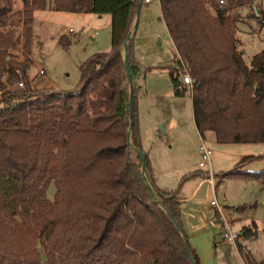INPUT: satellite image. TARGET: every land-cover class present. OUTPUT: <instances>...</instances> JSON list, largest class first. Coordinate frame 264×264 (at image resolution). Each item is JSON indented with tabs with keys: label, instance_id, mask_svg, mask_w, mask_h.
<instances>
[{
	"label": "trees",
	"instance_id": "1",
	"mask_svg": "<svg viewBox=\"0 0 264 264\" xmlns=\"http://www.w3.org/2000/svg\"><path fill=\"white\" fill-rule=\"evenodd\" d=\"M15 1L0 0V28L22 22L27 54L33 12L45 10L47 0H20V10ZM224 1L220 7L218 0H158L178 57L172 83L178 89L179 77L192 80L193 122L201 139L209 134L218 144H264V50L246 65L230 15L252 0ZM137 2L52 0L54 12L111 16L110 51L80 64L72 91L33 88L32 61L10 55L17 43L0 32V79L6 77V84L0 82V264H197L183 232L181 203L172 192L155 189L144 154L146 184L131 151H142L134 33L127 41ZM19 81L22 91L7 89ZM243 165L220 180L264 188V170L245 171ZM256 235L251 223L239 240ZM239 240L235 247L244 264H264Z\"/></svg>",
	"mask_w": 264,
	"mask_h": 264
},
{
	"label": "rangeland",
	"instance_id": "2",
	"mask_svg": "<svg viewBox=\"0 0 264 264\" xmlns=\"http://www.w3.org/2000/svg\"><path fill=\"white\" fill-rule=\"evenodd\" d=\"M51 6L52 0H47L46 10L33 12L29 53L26 54L24 50L26 36L22 22L14 20V24L8 23L0 28V32L11 35L13 41L17 43L16 48L9 51L10 55L17 56L20 61H24L27 55L32 61L31 66L36 64V67H40L45 73L44 77L53 83L56 89L72 91L80 80V64L96 53L110 51L111 31L105 27L107 17L99 19L93 14L79 16L49 11ZM207 7L213 12L212 6ZM139 8L134 29V51L137 52L140 65L137 111L142 135L141 150L147 156L151 173L158 184L171 192L180 189L181 193L188 196L195 185L194 181L200 180V177L187 179V176L201 175L199 171L206 172L205 169L198 168L201 138L193 122L190 85H185L182 77H179L181 85L178 88L180 93H177L172 83V72L178 57L161 20L158 1L140 0ZM20 9L22 3L16 0L14 10ZM259 11L260 1L254 0L247 6L235 8L230 12L231 17L237 20L236 49L242 53L248 66L251 58L264 50V22L261 23L263 19ZM70 28L73 34L68 33ZM62 38L63 41H60ZM66 42L68 45L64 46ZM31 66L28 70L29 78L35 74L36 69L30 70ZM207 135L204 141L212 150L210 160L215 184L212 187L205 181L201 189L198 188L195 192L193 201L182 207V216L186 223L189 222L193 226L195 221L192 219V208L197 206L201 211L199 217L204 221L209 220L208 223L212 227L210 229L208 224L211 240L209 250L202 253L198 264H243L235 245L223 242L221 231L226 221L224 211L217 212L215 207L211 206V202L230 210L245 206L253 192L251 186L246 188L242 184L245 182L240 180H225L220 183V178L216 177L220 175L217 166L226 172L225 168L229 163L224 160L221 153L216 152L217 146L210 141L213 138ZM131 150L136 158L132 146ZM253 163L248 166L252 168L251 166L257 162ZM146 182L150 185L147 171ZM52 197L53 187H50L48 198L52 200ZM255 198L252 202L258 200L256 196ZM259 202L261 201H258L259 210L256 218L262 221L264 206ZM227 221L231 230L237 231L232 227V222ZM263 235L259 234L256 241H262ZM252 242L253 240H248L241 244L244 249L251 250ZM215 251L216 257L213 254ZM260 251L262 256L260 259H263L264 248Z\"/></svg>",
	"mask_w": 264,
	"mask_h": 264
},
{
	"label": "crops",
	"instance_id": "3",
	"mask_svg": "<svg viewBox=\"0 0 264 264\" xmlns=\"http://www.w3.org/2000/svg\"><path fill=\"white\" fill-rule=\"evenodd\" d=\"M48 10L51 11L50 8ZM78 15L83 16L86 14H78ZM93 16H97V15H93ZM97 17L99 19H103L104 17H107L105 27L110 28L111 16L103 15V16H97ZM73 33H71V34H73ZM133 33H134V31H133ZM134 36H135V33L133 35V39H134ZM121 53L124 56L123 47L121 49ZM135 57H136V59H138L136 51H135ZM33 69H35V74L32 77L30 76L31 85L33 88H36V89L55 88V85L53 83L47 81V79L44 77L45 73L40 67H36V64H34L33 66H31L30 70H33ZM40 72H42V75H39ZM140 139H141V147H142L141 130H140ZM210 141L212 144H215V146H217L216 148H218V149H215L216 152L221 153V155H223V157H224V160H227V162L229 163L228 164L229 166H227V168H225L226 172H224L225 170L223 168L216 165L220 171L219 172L220 175H217L216 177H220L222 174L229 172L234 166H236L240 163H243V162H244L243 170H245V171L258 172V171L264 170V144H218V143L214 142L212 139ZM143 154H144V152H143ZM211 155H212V153H211ZM135 159H136V163H137L138 162L137 157ZM253 162H257V163L254 166L252 165L251 166L252 168H250L248 165H250ZM210 166H212L211 162H210ZM199 172L201 175H197V174L195 175L194 174L191 176L190 175L187 176V179H192L195 176L200 177V180L194 181L195 185H193V187L191 188L190 194H188V196H186L184 193H181L180 189H177V190L175 189L172 191V193L175 195V198L181 203V223H182L183 232H184V235L187 239L190 250L193 252V254L196 257L197 264L200 261L199 257L202 256V253L204 254V253L208 252V250H209L208 248L211 244V240L209 237V228H208V224L210 222H209V220L204 221L203 218L201 219L199 217V215H201V211L199 210V208L197 206H193V208H192V219H193V221H195V224L193 223V226L189 222H187L188 223L187 224L184 221L183 216H182V207L193 201L192 198L194 197L195 192L197 191L198 188L201 189V187L205 183L206 172H204V171H199ZM223 181H225V180H220V183H222ZM154 182H155L154 187L159 192H163V191L171 192V190L165 189L163 186L158 184L155 177H154ZM242 184L246 188H248V186H251L250 188H251L253 194L248 198L249 200H247V201H249V202L247 204H245V206H242V207L238 206V207L232 208L230 210H228L227 207L223 208L224 217H225L226 221L230 220L232 222V227L235 228L239 232L241 231V229L243 227H248L251 225V223H255V225L257 226V235L255 237H252V238L247 239V240H239V242L241 244V243L246 242L248 240H253V242L250 245L252 247L251 250H246V248L244 249V247H242V248L244 251L249 252L250 255L253 257V259H255L256 261H261V260H264V258L260 259V257H262L260 255V253H261L260 249L264 248V239H262V241L261 240L256 241V239L258 238L259 234H261V233L264 234V219L262 221H260L259 219L256 218V215H257V212L259 210L258 201H261L259 203H261V205L264 206V188L255 184V183H250V182H245ZM161 187H163V188H161ZM255 196L258 198V200H254V202H252L253 199L255 198ZM252 197H254V198H252ZM259 199H261V200H259ZM210 229H212L211 225H210ZM218 233H219V231H218ZM241 246H243V244H241ZM214 247L216 249V246H214ZM213 254L215 257L217 256L216 251Z\"/></svg>",
	"mask_w": 264,
	"mask_h": 264
},
{
	"label": "built area",
	"instance_id": "4",
	"mask_svg": "<svg viewBox=\"0 0 264 264\" xmlns=\"http://www.w3.org/2000/svg\"><path fill=\"white\" fill-rule=\"evenodd\" d=\"M254 0H252L253 2ZM261 4V11L264 16V0H259ZM218 4L220 7L225 5L224 0H218ZM68 33L71 34L73 33L72 29L68 30ZM39 75H42V72L39 73ZM182 81L185 85H190L192 84V80L187 76H183ZM0 82L3 84H6V77L3 76L0 79ZM32 86V85H31ZM25 85L22 81H19L15 83L13 86H8V90L10 91H22L24 89ZM2 91H0V95H2ZM198 156H199V163H198V168L199 169H205L206 170V178L205 181L208 182L212 187H214V174L211 171V166H210V157H211V150L207 147L205 141L201 139L199 148H198ZM211 206L215 207L217 212H222L223 207L218 205L215 202H211ZM222 234V240L229 244V245H235L236 242L240 239V232L239 231H232L231 226L228 223V221H225V224L223 226V229L221 231Z\"/></svg>",
	"mask_w": 264,
	"mask_h": 264
},
{
	"label": "water",
	"instance_id": "5",
	"mask_svg": "<svg viewBox=\"0 0 264 264\" xmlns=\"http://www.w3.org/2000/svg\"><path fill=\"white\" fill-rule=\"evenodd\" d=\"M139 5H140V0H138V2H137V7H138L137 15H138V13H139ZM135 23H136V21H135ZM134 29H135V24H134V26H133L131 32L129 33V35H128V37H127V41H128V40L130 39V37L132 36ZM127 41H126V42L124 43V45H123V50H124V56H123V58H124V59H125V53H126ZM125 68H126V77H127V81H128V83H129V86H130V85H131V75H130L129 64H128V62H127L126 60H125ZM179 92H180V90L177 89V93H179ZM129 114H130V115L132 114V99H131V98H130V100H129ZM129 142H130V139H129ZM130 143H131V142H130ZM132 148H133V147H132ZM133 150H134V152H135L136 155H137V160H138L137 165H138V167H139V169H140V172H141V174H142V177H143L144 181L146 182V160H145V156H144V154H143L142 151H140V150H135L134 148H133ZM131 151H132V150H131ZM146 184L148 185L147 182H146ZM148 186L150 187V185H148ZM149 191H150V193H151V196H152L153 200H154V201H157L156 195L154 194V192L152 191L151 188H150ZM191 260H192V258H191Z\"/></svg>",
	"mask_w": 264,
	"mask_h": 264
}]
</instances>
